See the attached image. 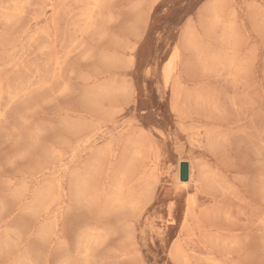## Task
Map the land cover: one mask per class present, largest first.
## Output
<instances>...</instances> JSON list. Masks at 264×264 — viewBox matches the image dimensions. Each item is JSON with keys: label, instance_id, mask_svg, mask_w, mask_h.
<instances>
[{"label": "rangeland", "instance_id": "rangeland-1", "mask_svg": "<svg viewBox=\"0 0 264 264\" xmlns=\"http://www.w3.org/2000/svg\"><path fill=\"white\" fill-rule=\"evenodd\" d=\"M0 86V264H264V0H0Z\"/></svg>", "mask_w": 264, "mask_h": 264}, {"label": "water", "instance_id": "water-1", "mask_svg": "<svg viewBox=\"0 0 264 264\" xmlns=\"http://www.w3.org/2000/svg\"><path fill=\"white\" fill-rule=\"evenodd\" d=\"M189 175V166L186 162H182L179 165V181L187 182Z\"/></svg>", "mask_w": 264, "mask_h": 264}, {"label": "bare ground", "instance_id": "bare-ground-1", "mask_svg": "<svg viewBox=\"0 0 264 264\" xmlns=\"http://www.w3.org/2000/svg\"><path fill=\"white\" fill-rule=\"evenodd\" d=\"M26 2V1H25ZM27 3H28V1H27ZM22 4V3H21ZM218 22V21H217ZM39 32V31H38ZM82 32V31H81ZM43 33V32H42ZM171 64V63H170ZM173 64V63H172ZM171 64V65H172ZM168 69H169V67H168ZM164 77H165V79H166V81H167V79H168V73H167V71L165 72V74H164ZM1 87V86H0ZM251 96V95H250ZM9 107V106H8ZM0 116H3V115H0ZM1 119H2V117H1ZM192 137V136H191ZM161 165V164H160ZM154 171V170H153ZM190 179H191V171H190V168H189V175H188V181H190ZM236 181V180H235ZM227 182V181H226ZM185 184H187V182H181V185H185ZM197 193H199V192H197ZM195 195V194H194ZM31 196V195H30ZM37 199V198H36ZM192 199V198H191ZM194 203V202H193ZM188 205L189 206H191L192 205V203H190V202H188ZM194 205V204H193ZM173 207V206H172ZM261 224V223H260ZM259 224V225H260ZM264 225V224H263ZM187 231V230H186ZM205 233H207V232H205ZM84 236V235H83ZM193 236V235H192ZM87 238H89V237H87ZM98 238V237H97ZM97 238H96V241H97ZM90 239H92V238H90ZM88 240V239H87ZM87 242V241H86ZM85 242V243H86ZM95 243H97V242H95ZM87 244V243H86ZM85 244V245H86ZM84 245V246H85ZM5 246V245H4ZM84 250H87V249H84ZM86 254V253H85ZM85 254H84V256H85ZM88 254V253H87ZM87 256V255H86Z\"/></svg>", "mask_w": 264, "mask_h": 264}]
</instances>
